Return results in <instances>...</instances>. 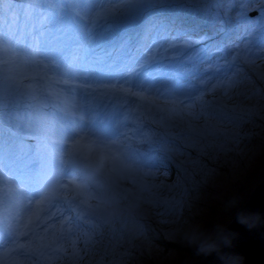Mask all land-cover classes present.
Instances as JSON below:
<instances>
[{
	"label": "rangeland",
	"instance_id": "1",
	"mask_svg": "<svg viewBox=\"0 0 264 264\" xmlns=\"http://www.w3.org/2000/svg\"><path fill=\"white\" fill-rule=\"evenodd\" d=\"M10 1L14 12L8 14L7 0L0 2V92L10 94H3L8 103L19 95L17 104L25 109L9 111L16 105L0 103V129L13 113L18 119L13 125L24 119L33 122L35 117L45 130L55 124L68 128L61 123L68 118L59 113L76 115L77 136L53 129L52 135H46L49 140L67 136L68 147L56 153V148L43 143L30 159L40 166L49 159L54 162L43 166L47 182H53L56 167L67 165L75 154L83 161L73 160L72 173L49 187L45 182L41 187L34 184L36 192L13 183L7 168L0 166V184L4 183L0 185V264H117L116 259L118 264H144L151 254L165 251L170 264H190L189 251L196 247L187 237L207 208L224 203L219 187L226 190L224 182L247 176L251 149L258 155L254 157L264 153V135L255 127L264 128V0H171L176 9L164 6L170 10L165 15L154 13L165 10L161 5L132 9L165 0H45L55 11L42 13L34 7L23 11L25 17L33 14L43 20L41 26L46 18L55 20L46 28L49 36L53 28L55 34L45 47L34 32L39 24L28 26L30 17L23 15L18 21L16 15L21 13L12 1L21 0ZM129 17L146 24L133 26L137 34L125 30L122 36L120 22L129 24ZM100 24L108 41L102 40L103 35L100 45L90 50L100 58L96 68L81 73L56 63L74 48L81 53L94 43L93 32ZM23 44H31L34 52H24ZM97 48L109 52L101 54ZM3 50L6 54H1ZM240 120L248 126H240ZM217 129L214 140L212 131ZM25 139L6 129L0 136L2 163L18 160L22 172L31 176L27 161L17 157H26L17 150ZM210 141H223L220 148L226 145L229 155L245 157L237 161L232 179L221 170L210 172L208 162L231 161L215 158ZM199 164L203 166L198 168ZM254 174L259 175L257 187L248 194L225 191L229 192L225 201L231 204L227 211L239 197L246 201L245 207L263 184L264 171L257 169ZM17 187L34 200L26 208L19 206V214L16 204L25 196ZM211 191L220 199L206 198Z\"/></svg>",
	"mask_w": 264,
	"mask_h": 264
},
{
	"label": "trees",
	"instance_id": "2",
	"mask_svg": "<svg viewBox=\"0 0 264 264\" xmlns=\"http://www.w3.org/2000/svg\"><path fill=\"white\" fill-rule=\"evenodd\" d=\"M32 4L37 6L36 8H40L41 9L43 7H46L49 10H52V6H53V4L48 3L45 0H41V1L35 0V3L33 2V0H22L20 5L24 6V10H26V9L32 10L33 9V6H31ZM146 5H152V7L161 5L163 7V9H165L164 11H160V12L154 11V13H162L163 14L166 10H168L167 13H170V10H169L170 7L172 9H174V7L171 6L169 1H168V4L166 2H163V1H157V2L150 1V2L144 3V5H142V6L134 5L135 7H133L132 9L135 12L138 9H141L142 7H144ZM164 6H167L169 9L168 8H164ZM193 13H195V12H193ZM163 15H165V14H163ZM130 17H129V19H127V22H129V24L126 25V24L122 23V21L120 22L121 23V28H122V30H124V33L122 34V36L125 34V30L126 31H131L130 33L133 32V33L137 34L139 31L134 32L133 26H137V27L139 26V28H140L141 26L146 24V21L142 22V21L131 20ZM157 17L159 19L162 18V21H163V16L160 17L158 15ZM166 18H167V16H164V20ZM54 34H55V30L53 28V32L50 35V37L52 38ZM105 37H106V35H105ZM116 37H117V35H116ZM93 39H94V43L91 44L90 46L85 47L83 52L80 53V52H78L76 50V48H74L67 55H63V56L59 57L58 60L56 61V63H59L62 67H64L65 65L74 66L75 68H80L83 71L96 68L100 64L99 57L92 56L91 52H90V50L94 48L93 46L97 45V43L99 42L98 38H97V34L94 33V32H93ZM115 40H117V38H115ZM23 50H24V52H27V53L34 52V49L32 48L31 44L27 45V48H24ZM5 53H6L5 50H3L1 52V54H5ZM4 91H7V90H4ZM3 94L10 95L9 93L7 94L6 92L5 93L1 92V94H0V103H1V105H3V102H5L4 105H3L5 107H10L12 105L13 106L16 105V107L11 108L9 111L21 110L22 113H23V110L25 108L20 106L19 103L17 104V97L20 98L19 95L13 96V99L8 103V102H6L8 100L6 99V97L3 96ZM3 98H5V101H2ZM3 106H2V108H4ZM184 113H185V115H187L189 112L184 111ZM16 114L17 113H13L12 114V120L10 119L11 121H9V120L8 121H3V124H2L3 128H1L0 131H2L3 134H4L6 129H11V130L16 131L19 136H23V137L26 138L24 140V143L29 144V143L33 142L35 140V138H36V133L39 131V130H37V125H38L39 121H37L35 117L33 118V122H27L24 119L23 120L24 123L21 122L19 125L15 126V125H13L12 121L15 122V121L18 120V119H16V116H17ZM59 115H63L65 118H68L67 120L72 119L71 117H68L66 114L59 113ZM76 127L77 126H75L74 130H76ZM215 131H216V135H217L219 133L218 129L215 130ZM225 146L226 145L222 146L224 148V150L222 148H220V146H219V151L223 150L224 152H222L223 155L221 157H218V158L220 160L223 156H225L227 161H229V160H231V161H229L228 163L223 162L220 165H218L217 163H213V164H211L210 162H208V163L210 164V167H211V171L210 172L215 171V173H217L219 170H221L222 172H224V173H226L228 175V179L230 180V179H232V175L234 174L233 170L238 165L237 161H239V159L242 160L245 157L242 154L240 156V153H236V151H234L232 149H229V151L236 153V155H234V156L229 155L228 154V150H225L226 149ZM235 148L237 149V146H235ZM34 149H35V146H32V147L27 146L24 151H27L28 153H32L34 151ZM237 151H239V150L237 149ZM255 151L256 150L253 151V149H251L250 155L247 157V158H250V160H252V164H251L250 170L246 172L247 176L246 177H241L240 176L239 178L235 177V180L227 181V183H225V182L223 183L224 186L227 185V187H228L226 189L227 191L231 190L232 194L238 192V194L242 193V195H243L244 193L241 192V190H246L245 192L248 194L249 192H251V190L254 189V187L255 188L257 187L256 183L258 182L257 180H259L260 172H259L258 176H254L255 175L254 171H256L257 169H259L261 172L264 171V153H263L262 156H260L258 158V157H254V156H258V155H254L253 154ZM77 158L82 160L80 158V154H75V156L73 157V160L77 161L79 163ZM103 164L105 165V163H103ZM2 165H3V163H2ZM10 165L13 166V163H10ZM198 168H199V166H198ZM213 169H215V170H213ZM204 170H202L200 173H203ZM8 172H6V174L10 177V179H12L15 173L11 174V172H12L11 168H10V170L8 169ZM207 173H209V172L207 171ZM236 180H237V182L234 184V182ZM2 184H4V183H2ZM2 184H0V185H2ZM255 184H256V186H254ZM199 190H201V188L200 189L199 188L195 189L196 192H200ZM226 190L224 189V187H221V186L219 187V192L221 194L222 193L224 194L222 196V199H223L224 203L221 200L216 206L207 208L208 212L205 213L204 217L202 219H200V218L198 219L197 229H196L195 226H193V227H195V230H198L199 232H202L204 234H210L214 238L217 239L219 234H220V232H222L223 229L228 226L227 224L231 220H233L234 216L238 213V211L242 209V207L244 206L246 201L245 200L243 201V198L239 197L238 200L236 201V203L232 204V206L229 209V211H227L231 204H229L228 200L225 201V199H227L226 195H229V192L225 193ZM211 192L212 193H210V192L208 193V196L206 198H208V197L210 198V197H213V196H218V198L220 199L219 193H216L215 191H211ZM202 207H204V205ZM226 211H227V213H226ZM143 216L147 217L146 214H143ZM0 233L3 235L2 231H0ZM0 237H1V235H0ZM160 240L161 241H165V240H163V238L160 239ZM157 241H159V240H157ZM172 244L174 246H176V247H181L180 246L181 244L178 241H176V240H172ZM148 247H149V249H151L154 246L150 244V245H148ZM180 250H183V248H180ZM165 252H163V253H153V254H151V256H149V257L147 256L148 258H146L144 260V264H155V263L151 262V261H154V259L157 260L156 264H170V262L168 260L170 254L169 253H165ZM189 252H190L189 253L190 256L187 259L192 260L190 262V264H193L197 260H201V259H203L205 257V255L197 254L196 249L194 250V252H192V251H189ZM106 256H108V255H106ZM133 264H135L134 261H133Z\"/></svg>",
	"mask_w": 264,
	"mask_h": 264
},
{
	"label": "water",
	"instance_id": "3",
	"mask_svg": "<svg viewBox=\"0 0 264 264\" xmlns=\"http://www.w3.org/2000/svg\"><path fill=\"white\" fill-rule=\"evenodd\" d=\"M241 212L246 214L243 224L237 222V215ZM224 237L230 240L231 246L224 247L221 243L222 250L239 257L238 264H264V182L218 240L222 241ZM199 264H220V261L213 253L206 255Z\"/></svg>",
	"mask_w": 264,
	"mask_h": 264
},
{
	"label": "bare ground",
	"instance_id": "4",
	"mask_svg": "<svg viewBox=\"0 0 264 264\" xmlns=\"http://www.w3.org/2000/svg\"><path fill=\"white\" fill-rule=\"evenodd\" d=\"M5 1L6 0H0V2H4L5 3ZM22 1V0H21ZM168 1H171V0H165V2L168 4ZM7 3V4H6ZM5 4L7 5V6H9V8H10V11L9 12H6L7 14L8 13H10V12H14V8L10 5V3H11V1L10 0H7V2H6ZM12 5H15V6H17L16 7V10L18 11V12H20L21 14H17L16 16L18 17L17 19H18V21H21L22 19H23V16H24V14H23V12L22 11H24V6L23 5H20L21 4V2H13L12 1ZM1 4V3H0ZM9 4V5H8ZM3 6V5H2ZM11 6V7H10ZM31 6H33L34 8H36L37 6H35L34 4H32ZM171 6H173V5H171ZM174 7V6H173ZM42 9V13H48V12H50L49 11V9L48 8H46V7H43V8H41ZM174 9H176L175 7H174ZM51 11H55L54 9H52ZM193 13V12H192ZM23 15V16H22ZM119 15V14H118ZM118 15H115L114 17L115 18H117V16ZM56 16H57V14H56ZM120 16V15H119ZM25 17V16H24ZM28 17H30V19H27ZM121 17V16H120ZM26 19H27V25L29 26V25H32V26H37L38 24V29L36 30V31H34L37 35H39L40 36V42L44 45V47L46 46V44L47 43H49L52 39H51V37L48 35V33L46 32V28H49V27H51L50 26V24H52L55 20L54 19H52V18H50V19H45V22H46V25H42L41 26V22H43V20H41V19H36L35 18V16H32V15H30V16H26L25 17ZM122 18H124V15L122 16ZM160 20H162V18L160 19ZM29 28V27H28ZM20 29V28H19ZM23 31H27L26 30V28H24V29H22ZM21 31V30H20ZM33 32V31H32ZM150 32V31H149ZM22 48H27V46H26V44H23L22 45ZM43 48V47H42ZM97 50L99 51V48H97ZM97 50H96V52H97ZM107 50L108 49H102V52H106L107 53ZM108 52H109V50H108ZM6 54V53H5ZM72 67H74V66H72ZM75 68V67H74ZM175 69H177V68H173L172 69V71L173 70H175ZM0 71H1V68H0ZM117 72H118V70H116ZM171 73V72H170ZM104 74V73H103ZM69 75V74H68ZM105 75V74H104ZM150 75H152V73H150ZM153 76V75H152ZM152 76H150V77H152ZM189 81H186L185 82V84H187ZM184 86V85H183ZM6 93H7V91H6ZM0 94H1V92H0ZM8 94V93H7ZM2 101H5V98H3L2 99ZM249 104L250 103H248L247 105L249 106ZM261 105L262 104H260V107H261ZM258 107V105L255 107V110H257V111H259V108H257ZM250 110V109H249ZM67 114H68V112H67ZM79 120V118L75 115L72 119H70V120H63L61 123H65V125H63V126H66V123H67V127H68V129H69V131H68V133H71V132H73L74 131V128H75V126H76V122ZM242 122V123H241ZM84 123H86V121H84ZM244 122L243 121H239V124H240V126H243V127H246V126H248V124H243ZM253 125H255V124H253V123H250V126L252 127ZM255 127H257L258 128V130L260 131V133L261 134H263L264 135V128H263V126L262 125H255ZM212 133L214 134L215 133V139L214 140H217V138H216V131H212ZM3 135V132L2 131H0V136H2ZM237 137L239 138V134L237 135ZM201 142H207V140H204L203 138H201ZM223 141H220V142H218V143H212L211 141L209 142V145H214L215 146V155H214V157L215 158H218L220 155H218L219 154V146H220V144L222 143ZM223 146V145H222ZM239 148H243L242 147V145L241 146H238ZM225 150H228V149H225ZM227 152V151H226ZM13 163H14V165L15 166H12V165H7L6 167L10 170V168H12L13 170H12V172H11V174H16V173H19V172H21V170H22V166L20 167L19 166V162H18V160L16 161V162H14L13 161ZM199 167H201V166H203V164H199L198 165ZM211 168V167H210ZM213 170H215V169H213ZM213 172H215V171H213ZM218 173H222V172H218ZM225 183H227V182H225ZM116 216H118V215H116ZM119 217V216H118ZM93 231V233L92 234H90L91 236H93L94 234H96L94 231L95 230H92ZM97 234H99V233H97ZM100 252V251H99ZM116 261L119 263V259H116ZM201 262V261H200ZM199 262V263H200ZM117 263V264H118ZM121 263V262H120ZM198 263V264H199ZM115 264V263H114Z\"/></svg>",
	"mask_w": 264,
	"mask_h": 264
},
{
	"label": "clouds",
	"instance_id": "5",
	"mask_svg": "<svg viewBox=\"0 0 264 264\" xmlns=\"http://www.w3.org/2000/svg\"><path fill=\"white\" fill-rule=\"evenodd\" d=\"M246 214L239 213L237 215L238 223H245ZM187 241L190 245L196 247L197 254L202 255H211L216 253L220 264H238L239 257L226 253L222 250L221 243H223L224 247H230L231 243L227 237H224L222 241L214 238L210 234H204L199 232L198 230H193L190 235L187 237Z\"/></svg>",
	"mask_w": 264,
	"mask_h": 264
},
{
	"label": "snow or ice",
	"instance_id": "6",
	"mask_svg": "<svg viewBox=\"0 0 264 264\" xmlns=\"http://www.w3.org/2000/svg\"><path fill=\"white\" fill-rule=\"evenodd\" d=\"M0 166H2V149H0ZM23 235L27 236V233H24ZM19 247L24 248L25 245H20ZM13 250H15V249H13Z\"/></svg>",
	"mask_w": 264,
	"mask_h": 264
}]
</instances>
